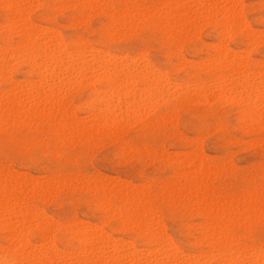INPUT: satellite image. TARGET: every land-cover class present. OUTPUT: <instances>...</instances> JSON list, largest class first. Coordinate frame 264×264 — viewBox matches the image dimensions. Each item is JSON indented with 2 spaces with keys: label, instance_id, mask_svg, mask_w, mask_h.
I'll return each instance as SVG.
<instances>
[{
  "label": "rangeland",
  "instance_id": "obj_1",
  "mask_svg": "<svg viewBox=\"0 0 264 264\" xmlns=\"http://www.w3.org/2000/svg\"><path fill=\"white\" fill-rule=\"evenodd\" d=\"M24 1H10L12 3H8V5L11 4V6L5 5L7 0H4L5 4L2 0L0 2V24L4 22V25H0V47H3V51L7 53L6 57H2L6 73L0 76V100H2L0 106L2 108H6L4 103L8 102L12 93L15 96V93L20 90L26 92L29 89L36 90L51 85L50 83L56 85L55 82L45 81L47 84L44 82L41 84H45V86H41L39 84L42 81L30 74L29 68L25 64L16 61L12 64L13 59L8 54L11 51L10 47L12 49L21 41L22 37L17 33V29L23 23H26L30 28L34 27L33 30L40 35L43 33L45 36L42 35V37L51 35L55 40H59L61 48L66 49L69 53L74 52L77 44L85 43L87 56V51L92 48L119 57L137 58L140 56L142 59L145 58L150 66L155 68L154 70H158L154 74L163 73H161L162 76L155 75V77L163 78L162 80L167 82L165 84L162 81L163 85H166L169 90L171 89L167 93L168 96L164 94L159 97H156L158 94L152 95L146 103L147 106H151L148 107L150 110L145 108L146 105L143 107L144 109L140 108V113L138 112L140 116L137 115L136 119L132 120L131 117L127 118L120 130H118L119 128L111 130L112 125L103 126L99 123V126L107 130L88 133L89 135L77 134L69 129L61 132L55 124L56 122L48 123L42 116L36 117L32 112L24 116L27 113L24 111H28L26 107H20V103L24 102L26 98L24 94L15 96L18 102L21 101L18 111H16V107L12 112L0 109L3 112L0 115V199H6L10 195L12 202L18 201L17 203L20 204L24 197L23 202H28L27 206L29 205L28 208H31V210L28 209L31 213L29 215L36 212V214L46 217V227L50 230H48L49 238L46 239L47 241L45 240V243L52 247L55 246V250L59 248L55 258L50 257L48 262L50 264H79L75 258L76 255L72 256V253L77 251L76 236L73 235V232L79 231L83 227H86V232L89 234L98 233L101 230V233H105L102 237L105 240L108 241L111 238L110 240L123 244L117 263L105 260L102 264H132L136 260V264H146L148 261L150 264H154L153 261H159L161 257L166 258L161 254H169L167 250H171L169 247L172 245L175 248L173 250L176 251L172 253L177 258L176 261L174 259V264H217V255L219 254L217 247L220 245L226 246V249L230 251L223 259L233 260L240 257L241 264H248V262L260 264L264 261V251H262L260 241L261 235L264 234V213H262L264 211L262 210L264 183H261L264 180V121L262 124L255 125L251 122L252 119L246 120L248 119L247 108H245L247 103L244 102L246 100L244 95H240L239 98L243 97L241 100L243 103L235 102L238 99L236 93L240 92L237 86L242 79H245L242 76L247 73H238L241 72V69L240 71L226 72L219 68L222 60L220 61L219 58L218 61L216 60L217 52L222 55V47L226 48V52H230L231 57V54L240 58L246 56L247 59L244 57L242 60L247 61L246 66L250 80L255 82L253 84L264 80V0H229V2L228 0H177V2L174 0H91V2L85 0L82 5L80 3L83 0ZM171 1L180 5L171 7L173 4ZM182 1L184 2L182 3ZM225 1L227 3H224ZM232 2H235V6ZM17 4L23 7L24 15L20 13L13 16L12 12L10 13L12 6ZM228 4L240 12L241 19L237 23L238 26L235 25L236 29H230L222 39L219 38L222 32L220 21L216 20L221 17L225 10L224 6L229 7ZM104 7L105 9H103ZM188 7L195 10L193 13L198 15L197 18L187 11L180 13ZM208 9H215L214 12L218 15L209 14L206 11ZM129 11L132 13L131 16ZM173 11L178 12L176 14L178 20L182 19L178 22L180 25L177 29L175 28L177 25L174 27L175 29L172 26L176 19ZM134 12L136 14L140 12V14L135 15ZM132 20L134 21L132 22ZM242 24L247 27L243 29L241 27L240 31L239 28ZM126 26H128V30ZM182 28L186 31L184 32ZM196 29L199 30L198 33H195ZM170 31L171 33H169ZM244 33H250L251 39H246ZM254 38L256 39L254 40ZM3 41L7 42L6 47L3 46ZM212 46L213 48H211ZM219 46H221V51L216 48ZM212 58L216 61H214L215 64L219 61L221 63L215 65L212 63ZM128 61L125 60L123 63H131ZM135 62V64L133 63L135 66H143L141 60ZM76 66L73 68L78 69L79 66ZM93 67L97 68L96 64L91 65L92 69ZM96 71L98 69L94 72ZM227 73H232L233 77L228 76L229 74L226 75ZM73 77L70 78L72 82L75 80ZM219 78H225L224 81L228 84L225 88L232 90L225 94L230 96H227L226 99L225 95H221L219 98L221 93V90H218L219 85L224 82L219 81ZM229 78L232 80H226ZM250 80L244 81V83L249 84ZM88 81L85 83L83 81L79 85L76 84L78 81H75L69 88L66 87L67 89L64 88L65 90L62 89V92L58 91L57 94L58 98L65 103V115L70 117L73 115L71 120L74 119L76 122H89L91 107H98L99 105L96 103L103 97L101 93H104V88L96 82L95 77L92 76V80ZM244 83L241 82V84ZM204 84L206 85L205 89L208 88L206 89L208 92L206 91L205 95L195 93L198 91L196 88ZM175 85L181 86L180 90ZM33 86L35 88H32ZM15 87H17V91L13 90ZM137 87L141 88L139 84ZM234 87H236L235 90ZM183 89L184 91H182ZM177 91L178 93H176ZM179 91H182L181 94ZM254 95L252 93L253 97ZM151 100L152 102H149ZM261 100L264 102V99ZM45 111L47 112L48 109ZM11 113L15 115L12 116ZM209 119L211 123H206ZM90 126L86 124L85 129L89 130ZM130 143H135L137 146L132 147ZM179 152L183 154H179ZM198 170H203V174H197ZM4 173L10 174L9 176H13L12 178L14 175L24 177L27 184L33 181L37 185L47 186L48 190L45 193H39L26 185L23 190L28 188L27 192L21 189L17 195L9 194L8 187L12 186L13 182L2 186L1 178ZM29 178L30 180H28ZM11 186L9 188L13 189ZM132 188L135 189V192L131 190ZM129 191L135 193L143 202L147 214L151 216L147 226L155 228L156 232L161 234L162 243L165 240L166 245L163 243V246H154V249L149 252L152 248L151 241L146 235L129 225L124 228L117 217V219H108L115 217L118 209L124 204L120 196H124L125 192ZM2 195L5 197L2 198ZM17 197L22 198L18 199ZM200 198L201 200H199ZM107 203L114 205L112 210H116L113 213L110 211L112 216H109L107 211L104 212ZM203 203L213 209L216 208L218 212L222 211L223 214L225 211L227 212V216L225 214L224 218L214 225L229 231L231 241L228 244L218 241L214 245L217 247L212 248L209 244L211 240L201 235L204 224L209 222V219L203 215ZM259 206L260 209H258ZM252 217L255 218L252 219ZM50 220L52 224L49 222ZM69 225L74 230L71 229V232L67 231L69 232L67 233L65 228ZM82 225L83 227H80ZM232 231L234 232L232 233ZM5 236L7 234L0 231V249L7 246ZM24 238L34 244L36 248L46 245H43L44 240L42 242V239L33 230L28 231ZM116 238L121 239L122 242ZM166 241L168 242L166 243ZM168 243L170 246L167 245ZM47 245L45 247H48ZM131 247L135 248V255L136 253L137 255L134 257L136 259L130 255ZM240 247L246 249L243 251L244 248L241 250ZM233 250L236 253H233L231 257L230 254ZM79 255L82 256V254ZM90 256L92 255L85 256V261H89L92 258Z\"/></svg>",
  "mask_w": 264,
  "mask_h": 264
},
{
  "label": "bare ground",
  "instance_id": "obj_2",
  "mask_svg": "<svg viewBox=\"0 0 264 264\" xmlns=\"http://www.w3.org/2000/svg\"><path fill=\"white\" fill-rule=\"evenodd\" d=\"M4 2V0H2ZM8 2L4 4L7 6L8 3H12L10 1L13 0H7ZM26 1V0H25ZM24 1V2H25ZM28 1V0H27ZM82 1V0H80ZM85 0L82 1V3H80L81 5L84 3ZM91 2V0H86ZM170 1V0H169ZM177 2V0H174V2ZM187 1V0H186ZM1 2V0H0ZM21 2V1H20ZM173 1H171L172 3ZM173 2V4H171V7L175 6H179L180 4L177 3L175 4ZM184 1H182L183 3ZM191 2V1H190ZM221 2V1H220ZM229 2V0H228ZM79 3V2H78ZM222 3V2H221ZM224 3H227L226 1ZM256 3V2H255ZM3 4V3H1ZM19 4V3H18ZM13 5L12 9L10 11V13L12 12V15L15 16L17 14H25L23 7H21L20 5ZM37 4V3H36ZM86 4V3H85ZM139 4V3H138ZM232 4L235 6V2ZM262 4V3H261ZM27 5V4H26ZM39 5V4H38ZM136 5V4H135ZM183 5V4H182ZM181 5V7H182ZM188 5V4H187ZM187 5H184L187 7ZM192 5V4H191ZM237 5V4H236ZM251 5V4H248ZM2 6V5H1ZM8 6H11L8 5ZM28 6V5H27ZM35 6V5H34ZM72 6V5H71ZM87 6V5H86ZM90 6V5H89ZM148 6V5H146ZM224 6V5H222ZM229 6V4H228ZM232 6V5H231ZM227 7V5L224 6V11L221 14V17H218V19L216 21H220L219 25L221 26V37H225V35H227V33L230 31V29L235 28L238 26V22L241 19L240 18V12L238 10H235L236 8L233 7ZM254 6V5H253ZM111 7V6H110ZM134 8V6H132ZM145 7V6H143ZM180 7V8H181ZM227 7V8H225ZM239 7V6H238ZM5 8V7H4ZM25 8V7H24ZM79 8V6H78ZM161 8V7H158ZM105 9V7L103 8ZM216 9V8H215ZM214 9V10H215ZM239 9V8H238ZM35 10V9H34ZM155 11V9H153ZM197 10V9H196ZM213 9H208L206 10L207 12H209V14H212L213 16L218 15L216 12H214ZM217 10V9H216ZM241 10V9H240ZM107 11V10H106ZM141 11V10H140ZM189 12L190 14L192 13L193 16H195V18H197L196 16L198 15H194L193 12H195L194 9H192L191 7L189 8H184V10L180 11L181 12ZM29 13V11H27ZM105 12V11H104ZM130 14V16L132 15V13L129 11L128 12ZM135 13V12H134ZM173 15H175L176 19L173 21L172 26L173 29H177L178 25H180V21H182V19L180 18V20L177 19L176 14H178V12L173 11L172 12ZM179 13V14H180ZM198 13V11H197ZM219 13V12H218ZM140 12L138 14L135 13V15H139ZM150 14V13H149ZM159 14V13H158ZM121 15V14H119ZM200 15V14H199ZM124 16V15H123ZM145 17H147L146 15H144ZM189 16V15H188ZM115 17V16H114ZM134 17V16H133ZM132 17V18H133ZM204 17V16H201ZM199 17V18H201ZM12 18V17H10ZM27 18V16H26ZM131 18V19H132ZM136 18V17H134ZM142 18V17H141ZM216 19V17H214ZM220 18V20H219ZM16 19V17H15ZM14 19V20H15ZM125 19V17H124ZM139 19V18H138ZM43 20V19H42ZM74 20V19H73ZM130 21V20H129ZM128 21V22H129ZM134 20H132L133 22ZM120 22V21H118ZM4 22H2L3 24ZM9 23V22H8ZM11 23H15L14 21H11ZM30 23V22H29ZM136 23V22H135ZM171 23V20H170ZM182 23V22H181ZM246 23V22H244ZM243 23V24H244ZM0 24V25H2ZM16 24V23H15ZM18 24V23H17ZM240 26V31H241V27L242 29L244 27V25ZM4 25V24H3ZM32 25V24H31ZM34 25V24H33ZM32 25V26H33ZM177 25V27H175ZM182 25V24H181ZM186 25V23H185ZM184 25V26H185ZM206 25V24H205ZM237 25V26H235ZM9 26V25H8ZM7 26V27H8ZM144 26V25H143ZM190 26V25H189ZM208 26V25H207ZM235 26V27H234ZM45 27V26H44ZM118 27V26H117ZM175 27V28H174ZM195 27V26H194ZM197 27V26H196ZM10 28V27H8ZM39 28V27H38ZM181 28V27H180ZM184 28V27H183ZM182 28V29H183ZM11 29V28H10ZM34 27H28L26 23L20 24L18 26V31L17 33L20 34L21 41L17 43V45L15 47H13L11 49L10 47V55L11 59H13V63L14 61L16 62H21L23 64H25L28 68H29V73L32 75H35L37 78H39L42 82H40L39 85L41 86H45V84H47L45 81H49V82H55L56 85L50 83L51 85L42 87V88H38L36 90H31L29 89L28 91H18L15 94H24L26 96L24 102H18L17 98L15 96H13L12 94L11 97L8 98V102L4 103V105L6 106V108H2V106H0V109L3 111L5 109L6 112H12L14 110V107H16V111H18L17 109L19 108V103H20V107H26V109L28 111H24L27 112L24 114L27 115L28 113L32 112L36 117H40L42 116L46 121V122H56L55 124L57 125L58 129L61 130V132H65V130L69 129L71 132H76L77 134H81V135H89L88 133H92V132H99V131H104L107 130L105 128H103L102 126H99V123L103 126L106 125H112L113 127H111V130H115L118 129L120 130V127L123 126L125 124V120L129 117H131L132 119H136L138 112L140 113L139 109H144L143 107L146 105L147 101L151 99V96L155 94L157 95L156 97H159L161 95H167L168 96V91H171V89L169 90V88L166 85H163L164 80H162L163 78L160 77H155L156 74H154L155 72H157L156 70H154L155 68L150 66V64L148 63V61L144 58L142 59L140 56H137V58H128V56H123V57H119V56H115L114 54H109L107 52H102L99 51L98 49H92L90 48L87 53L88 56L85 54V48L84 44H77L75 50L73 53H69L66 51V49H62L60 46L61 43L59 40H55L51 35L47 36V37H42V35H40L39 33L35 32ZM126 29L128 30V26H126ZM135 29V28H134ZM238 29V28H237ZM36 30V29H35ZM39 30V29H38ZM45 30V29H44ZM130 30V29H129ZM132 30V29H131ZM130 30V31H131ZM180 30V29H179ZM194 30V29H193ZM254 30V29H253ZM176 31V30H175ZM183 31L185 32L186 30L183 29ZM190 31V30H189ZM198 33V29H196ZM43 32V31H42ZM51 32V31H50ZM123 32V31H122ZM250 32V30H249ZM261 32V31H260ZM16 33V36H17ZM52 33V32H51ZM89 33V32H88ZM133 33V32H132ZM171 33V31L169 32ZM233 33V32H232ZM50 34V33H49ZM174 34V33H173ZM183 34V33H182ZM242 34V33H241ZM262 34V32H261ZM264 34V33H263ZM186 35V34H185ZM197 35V34H196ZM246 39H251V34H245ZM19 36V35H18ZM45 36V35H43ZM127 36V34H126ZM184 36V34H183ZM220 36V35H219ZM230 36V35H229ZM263 36V35H262ZM179 37V36H178ZM182 37V36H181ZM193 37V36H191ZM196 37V36H195ZM56 38V37H55ZM190 38V37H189ZM253 38V37H252ZM223 39V38H222ZM225 39V38H224ZM256 38H254L255 40ZM117 40V39H116ZM216 40V39H215ZM260 40V38H259ZM82 41V40H81ZM80 41V42H81ZM250 41V40H249ZM173 42V41H172ZM190 42V41H188ZM3 46H7L5 41L2 42ZM203 43V42H202ZM253 43V42H252ZM255 45H257L256 42H254ZM263 43V42H262ZM206 44V43H205ZM204 44V45H205ZM220 45V44H219ZM211 46V44H210ZM219 47L218 51H221L222 55H220V53L218 54L217 52V61L218 58L220 59V61L222 60V63L219 61L216 64L214 63L215 60H213L215 58H212L211 60L212 63H214L215 65L220 64L219 68H221L222 70L226 71V72H231V71H240L238 73H243L246 72V75H243L242 77L245 78L244 80L242 79L241 82L244 83V81L250 80V76H248V69H247V64L245 62V60H242V58L246 57V56H242V58H240L239 56H233L232 57L229 55L230 52H226L225 49H222ZM213 48V46L211 47ZM252 48V47H251ZM2 51L4 50L3 47H0V76L3 75L4 73H6V66H5V62L2 60V57H6V51ZM136 49V48H135ZM215 49V48H214ZM221 49V50H220ZM224 49V50H223ZM148 50V49H147ZM236 51V50H234ZM243 52V51H242ZM5 53V54H4ZM216 53V52H215ZM233 53V50H232ZM236 53V52H235ZM239 53V52H238ZM255 53V52H254ZM14 54V55H13ZM246 54V53H245ZM138 55H140L138 53ZM238 55V54H236ZM213 56V55H212ZM220 56V57H219ZM90 58V59H89ZM247 59V57H246ZM125 60H129L131 63L129 64H124ZM137 60H141V63L143 62V66L139 67L138 65L135 66L134 64L136 63L135 61ZM128 61V62H129ZM209 61V60H207ZM206 61V62H207ZM15 62V63H16ZM124 62V63H123ZM216 62V61H215ZM7 63V62H6ZM134 63V64H133ZM139 63V62H138ZM137 63V64H138ZM199 63V62H198ZM197 63V64H198ZM203 63V62H202ZM209 63V62H208ZM207 63V64H208ZM20 64V63H19ZM96 64V67H93L94 71L96 69H98V71L94 72L93 69L91 68V65ZM193 64V63H192ZM201 64V63H200ZM211 64V63H210ZM256 64H258L256 62ZM79 66L78 69H74V66ZM262 65V64H261ZM12 66V65H11ZM76 66V67H77ZM14 67V66H13ZM74 67V68H73ZM209 67V66H207ZM211 67V66H210ZM244 70V71H243ZM8 71V69H7ZM257 71V70H256ZM258 72H263V71H258ZM9 73V72H8ZM94 73V74H93ZM159 73V72H158ZM162 72H160L159 74H157L156 76H162L161 74ZM188 73V72H186ZM235 73V72H232ZM231 73V74H232ZM252 73V72H250ZM257 73V72H255ZM254 73V74H255ZM161 74V75H160ZM190 74V73H188ZM229 73H227L226 75H228ZM231 74H229L228 76L233 77ZM245 74V73H243ZM242 75V74H241ZM264 75V74H263ZM70 76V77H69ZM74 76L73 78L75 79V81H78V83L76 82V84L79 85V83H82L84 81H91L92 80V76L95 77L96 82L99 83V85L103 86L104 88V93L102 99L98 100L96 104H98V107H94L92 106L90 109V117H89V122H76L74 119L71 120L70 116H66L65 115V103L62 102V99H59L58 97V91L62 92V89L68 87L74 83L71 81V77ZM235 76V75H234ZM240 76V75H239ZM253 76V75H252ZM7 77V75H6ZM249 77V78H248ZM257 77V76H255ZM264 77V76H263ZM2 78V77H1ZM4 78V77H3ZM237 79V77H235ZM260 78V77H259ZM9 79V78H6ZM23 79V78H22ZM216 79H218L216 77ZM220 79V78H219ZM241 79V78H239ZM207 80V79H205ZM225 78L220 79L219 81H224ZM226 80H232V78L226 79ZM19 81V80H18ZM21 81V80H20ZM88 81V82H89ZM45 82L44 85H42ZM48 82V83H49ZM71 82V83H70ZM165 82V81H164ZM170 82V81H169ZM168 82V83H169ZM212 82V81H211ZM241 82L239 83V86H237V88L240 90V92L236 93L238 95V99L235 100H231L235 101L236 103H243V97L241 99L240 95H244L245 99L248 100L246 102V100L244 101L245 103H247V111H246V115L248 116V119L246 120H250L252 119L251 122L255 123V125L257 124H262L264 121V102H262L261 99H264V80H262L260 83L257 84H253L255 82H252V79L250 80V83L248 84L247 82H245L244 84H241ZM28 83V82H25ZM31 83V82H30ZM42 83V84H41ZM167 82H165L166 84ZM174 83V82H173ZM182 83V82H180ZM194 83V82H193ZM213 83V82H212ZM220 83V82H219ZM227 82H222L220 86V88L218 89V87L214 86V88L216 87L218 90H221L220 96L219 98H221V95H225L227 92L232 91L231 89H227L225 88L228 84H226ZM22 84V83H21ZM91 84V83H90ZM139 84V86H141L140 89H138L139 87H137V85ZM207 84V83H206ZM211 84V83H209ZM214 84V83H213ZM13 85V84H12ZM24 85V84H23ZM26 85V84H25ZM31 85V84H30ZM82 85V84H80ZM199 85V84H198ZM18 86V85H17ZM36 86V85H35ZM177 85H175L176 87ZM201 86V85H200ZM205 84L202 85L199 88H196L198 91L195 92L198 95H205L208 91L206 89H208L206 87ZM209 86V85H207ZM218 86V85H217ZM25 87V86H24ZM23 87V88H24ZM39 87V86H38ZM178 87V86H177ZM181 87V86H179ZM178 87V89H179ZM17 87L13 88V90H16ZM32 88H35L34 86ZM95 88V87H94ZM173 88V87H172ZM183 88V87H182ZM181 88V89H182ZM188 88V86H187ZM20 89V88H19ZM67 89V88H66ZM92 89V88H91ZM96 89V88H95ZM100 89V88H99ZM186 89V88H184ZM184 89L182 91H184ZM234 90L236 89V87L233 88ZM65 90V89H64ZM94 90V89H93ZM92 90V91H93ZM180 90V89H179ZM188 90V89H187ZM22 91V92H21ZM57 91V92H56ZM95 91V90H94ZM182 91H179V93L181 94ZM207 91V92H206ZM4 92V91H3ZM11 92V91H10ZM97 92V90H96ZM188 92V91H186ZM212 92V91H211ZM1 93V91H0ZM178 93V91L176 92ZM224 93V94H223ZM252 93H254V97L252 96ZM210 94V93H208ZM23 95V96H24ZM214 95V93H213ZM218 95V94H217ZM231 95V94H230ZM182 96V95H181ZM228 94L225 95V99L227 98ZM256 96V97H255ZM101 97V96H100ZM155 97V98H156ZM165 97V96H163ZM230 97V96H228ZM1 98V97H0ZM7 98V97H6ZM20 98V97H19ZM97 98V97H96ZM181 98V97H180ZM218 98V97H216ZM224 98V97H222ZM235 98V97H232ZM257 98V99H256ZM5 100V98H3ZM164 99V98H162ZM161 99V100H162ZM256 99V100H255ZM165 100V99H164ZM160 101V100H159ZM163 101V100H162ZM223 101V100H222ZM241 101V102H240ZM2 102V100H0V103ZM149 102H152L149 101ZM227 102V100H226ZM259 102V105H257ZM157 103V102H156ZM235 103V105H236ZM257 103V104H256ZM25 104H27V106H24ZM28 104L30 105L28 107ZM1 105V104H0ZM23 105V106H22ZM149 105V104H148ZM157 105V104H156ZM178 105V104H177ZM48 106V107H46ZM147 106V105H146ZM148 107L151 106H147L145 108L148 109ZM20 108V109H21ZM48 109V111L46 112L45 110ZM54 109V110H53ZM57 109V110H56ZM8 110V111H7ZM150 110V108L148 109ZM153 110V109H151ZM2 111H0V115L3 113ZM15 111V110H14ZM70 111V110H69ZM68 111V112H69ZM46 112V113H45ZM142 112V111H141ZM16 113V112H15ZM18 113V112H17ZM31 113V115H32ZM145 113V112H144ZM150 113V112H148ZM12 116L15 115L13 113H11ZM6 116H9L10 114H3ZM29 115V116H31ZM33 115V117H35ZM164 115V114H163ZM5 116V117H6ZM11 116V115H10ZM9 116V117H10ZM18 116V115H17ZM140 116V114L138 115ZM159 116V115H158ZM166 116V115H165ZM247 116H243L244 118ZM16 117V116H15ZM14 117V118H15ZM27 117V116H26ZM160 117V116H159ZM4 118V117H3ZM32 118V117H31ZM42 118V119H43ZM250 118V119H249ZM33 119V118H32ZM39 119V118H37ZM163 119V118H162ZM34 120H36L34 118ZM139 120V119H138ZM37 121V120H36ZM32 122V121H31ZM136 122V121H135ZM29 123V122H28ZM35 123V122H34ZM252 123V124H253ZM91 125L88 129H85V125ZM32 125V124H31ZM243 125V124H242ZM18 126V125H17ZM13 128V127H12ZM55 128V127H54ZM53 128V129H54ZM146 128V127H145ZM254 128V127H252ZM264 128V127H263ZM251 129V128H250ZM255 129V128H254ZM263 131V130H261ZM79 132V133H78ZM48 133V132H47ZM73 134V133H72ZM65 135V134H63ZM86 135V136H87ZM44 136V135H43ZM50 136V135H49ZM73 136V135H72ZM256 136V135H255ZM38 138V137H37ZM182 138V136H181ZM190 138V137H189ZM241 142V141H240ZM219 145V144H218ZM200 146V145H199ZM177 151V150H176ZM165 152V151H164ZM197 152V151H196ZM182 152H179V154H181ZM188 153H190L188 151ZM187 153V154H188ZM199 153V152H198ZM166 154V153H165ZM175 154V153H174ZM183 154V153H182ZM52 155V154H51ZM192 155V153H191ZM206 155V154H205ZM182 156V155H181ZM203 156V155H202ZM175 158V157H174ZM187 158V157H185ZM203 158V157H202ZM183 159V158H182ZM181 159V160H182ZM32 160V159H31ZM86 162V160H83ZM62 162V161H61ZM161 162V161H160ZM182 162V161H181ZM187 162V161H186ZM197 164V163H196ZM199 165V164H198ZM196 166V165H195ZM11 168V167H9ZM44 169V168H42ZM204 169V168H203ZM11 170V169H10ZM194 170V169H193ZM206 170V169H205ZM229 170V169H228ZM175 171V169H174ZM190 171V170H188ZM203 170H198L197 174H203L202 172ZM3 173V172H2ZM9 174V173H8ZM15 174V173H14ZM17 174V173H16ZM193 174V173H190ZM10 175V174H9ZM7 175V173L3 174L2 182L1 185H6V183L9 182H13L12 184V188L10 189L8 187V189L10 190L9 194H14L17 195L19 194V192L21 191V189L23 190L24 186H29L31 187V189H34L35 191L39 192V193H45L47 189V186L44 185H37L35 183L30 182L27 184V181L25 180V178H21L20 176L14 175V178H12L11 176ZM80 175V174H79ZM93 175V174H92ZM75 176V175H74ZM90 176V175H89ZM95 176V175H94ZM102 176V174H101ZM20 177V178H19ZM63 177V176H61ZM70 178V176H68ZM82 177V176H81ZM88 177V176H87ZM104 177V176H103ZM28 178V177H27ZM66 178V177H65ZM79 178V177H78ZM77 178V179H78ZM105 178V177H104ZM192 178V177H191ZM56 179V178H55ZM64 179V177H63ZM76 179V178H74ZM88 179V178H87ZM30 180V178L28 179ZM60 180V179H58ZM80 180V178H79ZM90 180V179H89ZM108 180V179H107ZM192 180V179H191ZM8 181V182H6ZM52 181V180H51ZM63 181V180H62ZM74 181V180H72ZM84 181V180H83ZM81 181V182H83ZM93 181V180H91ZM96 181V179H95ZM48 182V181H47ZM87 182V181H86ZM98 182V181H97ZM103 182V181H102ZM5 183V184H2ZM57 183H60L57 181ZM67 183V182H66ZM70 183V182H69ZM118 183V182H117ZM121 183V181H120ZM46 184V183H45ZM61 184V183H60ZM81 184V183H80ZM93 184V183H92ZM208 184V183H207ZM258 184V183H257ZM14 185V186H13ZM59 185V184H58ZM66 185V184H64ZM71 185V184H70ZM67 185V186H70ZM146 186V184H143ZM57 186V185H56ZM61 186V185H60ZM75 186V185H74ZM77 186V183H76ZM75 186V187H76ZM81 186V185H79ZM78 186V187H79ZM91 186V185H90ZM123 187V186H122ZM64 188V187H63ZM134 188V187H133ZM131 189L132 191L135 192V189ZM138 188V187H137ZM7 189V190H8ZM28 188H26L27 190ZM50 189V188H49ZM26 190H23L25 192H27ZM139 190V189H138ZM22 191V192H23ZM31 191V190H30ZM125 192L124 196H120V198L122 199V202H124L123 206L121 208L118 209L117 213L114 215L115 217H109L112 216L110 215V213L114 212V210H112V206L109 203H107L108 205H106V207L104 208V212L107 211V214L109 216L108 219H112V218H118V221L122 223V225L124 226V228H126V226H132L133 228H136L140 233H143L144 235H146L150 241H151V249L149 250L152 251L155 247H158L160 245H162L164 243L165 244V240L163 238V243H162V239H161V234L157 233L155 228L153 227H148L147 222L149 220V218L151 217L149 214H147V211L145 210L146 208H144L143 206V202L140 200V198L138 196L135 195V193L133 192ZM5 192V191H4ZM13 192V193H12ZM53 192V191H52ZM55 192V191H54ZM13 195V196H14ZM1 196V195H0ZM7 196V195H6ZM5 196L2 195V198H4ZM16 197V196H15ZM45 197V196H44ZM255 197V196H254ZM18 198V197H17ZM22 198V197H20ZM18 198V199H20ZM35 198V197H34ZM236 198V197H234ZM239 198V197H237ZM92 199V198H91ZM25 199L23 197L22 201L20 202V204H18L16 201L15 203L12 202L10 200V195L8 198H4V199H0V231L1 232H5L7 234V236H5V241H6V245L4 246V249H0V264H50L48 261L50 259V257H54L57 255L56 253L58 252V249L55 250V246H49L45 243V240L47 238H49L48 236V230L46 227V217L43 215H38L35 213H33L32 215H29L30 211L28 209L31 210V208H28L27 203L28 202H23ZM50 200V199H49ZM66 200V199H65ZM201 200V198L199 199ZM226 200V199H225ZM232 200V199H231ZM242 200V199H241ZM104 201V200H103ZM23 202V204H22ZM142 202V203H141ZM216 202V200H215ZM264 202V201H262ZM39 203V202H37ZM258 203V202H257ZM200 204V203H199ZM250 204V203H249ZM80 205V204H79ZM225 205V204H224ZM232 205V204H231ZM33 206V205H32ZM99 206V205H98ZM200 206V205H199ZM239 206V204H238ZM261 206V205H260ZM259 206L258 209H260L261 207ZM263 206V205H262ZM30 207V206H29ZM100 207L102 208V206L100 205ZM143 207V208H142ZM201 207V206H200ZM250 207V206H249ZM203 208V215L205 218L209 219V222L207 224H204L203 230L201 232V235L203 237H207L208 239H210V246L212 248H215L217 246H214L215 243H217L218 241H222L224 242V244H228L231 239L229 237V231L227 232L225 229H220L219 227L217 228L216 222H218L221 218H224L223 216L226 214L227 216V212L225 211V214H223L222 211L219 210V212L211 207H209L206 203H203L202 205ZM222 208V207H221ZM151 210V209H149ZM148 210V212L150 213V211ZM202 210V209H200ZM262 210H264V206L262 207ZM35 211V210H34ZM40 211V210H39ZM97 211V210H96ZM100 211V210H99ZM111 211V212H110ZM116 211V210H115ZM153 211V210H152ZM235 211V210H234ZM243 211V210H242ZM258 212H260L259 210H257ZM256 211V212H257ZM38 212V211H37ZM103 212V211H102ZM257 212V213H258ZM111 213V214H112ZM145 213V214H144ZM241 213V212H240ZM262 213H264V211H262ZM262 213H260V215H262ZM31 214V213H30ZM36 214V215H35ZM151 214V213H150ZM202 214V213H201ZM256 214V213H255ZM157 215V214H156ZM251 215V214H249ZM259 215V216H260ZM237 216V215H236ZM248 216V215H247ZM252 216V215H251ZM235 217V216H233ZM256 217V216H255ZM255 217H252L255 218ZM50 218V217H47ZM116 218V219H117ZM231 218V217H230ZM250 218V217H249ZM257 218V217H256ZM74 220V219H73ZM81 221V220H79ZM84 221V220H83ZM102 221V220H101ZM52 224V221H49ZM69 222V221H68ZM72 222V221H70ZM76 222V221H75ZM82 222V221H81ZM85 222V221H84ZM150 222H152L150 220ZM56 223V222H54ZM73 223V222H72ZM104 223V222H103ZM156 223V222H155ZM220 223V222H219ZM60 224V223H59ZM89 224V223H88ZM154 224V223H153ZM157 224V223H156ZM223 224V223H221ZM63 225V223H62ZM81 225V224H80ZM86 225V224H85ZM84 225V226H85ZM92 225V224H90ZM152 225V224H151ZM161 225V224H159ZM49 226V225H48ZM87 226V225H86ZM96 226V225H95ZM30 227V228H29ZM80 227H83L80 226ZM223 227V226H222ZM53 228V227H51ZM86 228V227H85ZM84 227L82 229H80L79 231H77L74 233L75 234V238L77 241V251L75 253H72L73 255H76V259L77 262L79 264H102L105 262V260L107 261H115L116 263L118 262V256L121 253V249L123 248L122 245L117 242H115L114 240H105L103 237V235H105V233H101L102 231L100 230L98 233H92L89 234L86 232V229ZM94 228V227H92ZM95 228H100V227H95ZM158 228V227H157ZM70 225L67 226L65 228L66 232L70 231L71 232ZM89 229V228H88ZM159 229V228H158ZM162 229V228H161ZM33 230L38 236L39 238L42 239V242L44 240V244H46L48 247L41 246V244H39L41 247L36 248L34 244H32L31 242H29L28 240H26V238H24V235L28 232ZM74 230V229H73ZM97 230V229H96ZM88 231V230H87ZM92 231V230H91ZM91 231H89L91 233ZM104 232V231H103ZM234 231H232L233 233ZM69 233V232H67ZM108 236V234H107ZM68 237V236H67ZM66 237V238H67ZM106 238V237H105ZM109 238V237H108ZM232 238H234V236H232ZM118 239V238H116ZM115 239V240H116ZM215 239V240H214ZM119 240V239H118ZM121 240V239H120ZM119 240V241H120ZM195 240V239H194ZM47 241V240H46ZM51 241V240H50ZM125 241V240H123ZM199 241V240H198ZM122 242V241H120ZM127 242V241H125ZM130 242V241H129ZM168 241H166L167 243ZM131 243V242H130ZM161 243V244H160ZM172 243V242H171ZM195 243V242H194ZM253 243V242H252ZM52 244V243H51ZM126 245V243H124ZM193 244V243H192ZM37 245V244H36ZM132 245V243H131ZM167 245L170 246V244L168 243ZM172 245V244H171ZM241 246H243L242 244H240ZM2 246V247H3ZM163 246V245H162ZM168 246V247H169ZM237 246V245H236ZM45 247V248H44ZM238 247V246H237ZM257 247V246H256ZM129 248V247H128ZM127 248V249H128ZM163 248V247H162ZM171 250H167L169 252V254L167 253V255H165V253H162L161 256H165L163 259L161 256L159 261H153L155 262L154 264H174V259L176 261L177 258H175V256L173 255L172 252H176L173 249L174 246L172 245L171 247H169ZM218 248L219 254L217 255V264H241L239 261L240 257H236L233 260H226L223 259V257H225L227 255V253H229L230 251H228L226 249V246L224 245H220ZM244 247H240V249L242 250ZM251 248V247H250ZM38 249V250H37ZM137 249V248H136ZM239 249V250H240ZM246 248L243 249V251ZM131 251L130 255L135 258V248L131 247L130 248ZM140 250V249H139ZM261 250V249H260ZM97 251V252H96ZM125 251V250H124ZM147 251V250H145ZM238 251V250H237ZM259 251V250H258ZM69 252V251H67ZM66 252V253H67ZM142 252V251H141ZM155 252V251H153ZM179 252V251H177ZM242 252V251H241ZM127 253V252H126ZM233 252L230 254V256H233ZM238 254L240 252H237ZM65 254V253H64ZM79 254H82V256L80 257ZM158 254V253H157ZM181 254V253H180ZM193 254V253H192ZM215 254V253H214ZM87 255H92L90 257H92L89 261H85L87 257ZM129 255V257H130ZM141 255V254H140ZM144 255V254H143ZM148 255V254H146ZM154 255V254H153ZM65 256V255H64ZM84 256V257H83ZM150 256V255H148ZM155 256V255H154ZM184 256V255H183ZM187 256V255H186ZM62 257V256H61ZM66 257V256H65ZM69 257H71L69 255ZM83 257V258H82ZM138 257V256H137ZM151 257V256H150ZM158 257V256H157ZM191 257V256H190ZM184 258V257H182ZM250 258V257H249ZM66 259V258H65ZM89 259V258H88ZM136 259V258H135ZM133 259V260H135ZM154 259V258H153ZM156 260H158L157 258H155ZM186 259V258H185ZM188 259V257H187ZM53 260V259H51ZM132 260V261H133ZM243 260V259H242ZM194 261V260H193ZM231 261V262H230ZM51 262V261H50ZM62 262V261H61ZM137 260L134 262L136 264ZM207 262V261H206ZM230 262V263H229ZM52 263V262H51ZM73 263V262H72ZM132 263V264H134ZM251 263V262H250ZM248 262V264H250ZM146 264H150V262H146ZM184 264V263H183ZM251 264H256L251 263ZM260 264H264V261H262Z\"/></svg>",
  "mask_w": 264,
  "mask_h": 264
},
{
  "label": "snow or ice",
  "instance_id": "obj_3",
  "mask_svg": "<svg viewBox=\"0 0 264 264\" xmlns=\"http://www.w3.org/2000/svg\"><path fill=\"white\" fill-rule=\"evenodd\" d=\"M206 123H211L210 119H209L208 121H206ZM130 146H132V147H136L137 144H135V143H130ZM261 183H264V180H262ZM53 215H55V214L53 213ZM260 241H261L262 251H264V234L261 235V237H260Z\"/></svg>",
  "mask_w": 264,
  "mask_h": 264
}]
</instances>
